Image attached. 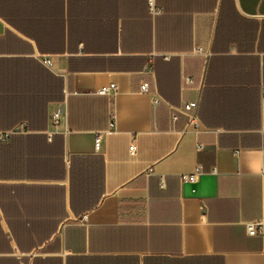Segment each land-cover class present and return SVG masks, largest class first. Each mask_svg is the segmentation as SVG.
Returning a JSON list of instances; mask_svg holds the SVG:
<instances>
[{
    "label": "crops",
    "instance_id": "1",
    "mask_svg": "<svg viewBox=\"0 0 264 264\" xmlns=\"http://www.w3.org/2000/svg\"><path fill=\"white\" fill-rule=\"evenodd\" d=\"M0 264H264V0H0Z\"/></svg>",
    "mask_w": 264,
    "mask_h": 264
},
{
    "label": "built area",
    "instance_id": "2",
    "mask_svg": "<svg viewBox=\"0 0 264 264\" xmlns=\"http://www.w3.org/2000/svg\"><path fill=\"white\" fill-rule=\"evenodd\" d=\"M152 6V4H151ZM153 12L155 14L159 13V10H157L156 8H154L153 6L151 7ZM201 51V50H199ZM186 82L188 84H191L193 82V80L191 78H186ZM117 92V86L116 84H111L109 86H106V87H103L99 90V94L101 95H110V94H115ZM140 92L142 93H149L150 92V88H149V85L147 83H142L141 86H140ZM160 102V99L159 98H154L153 99V103L154 104H158ZM197 108V103L196 102H190V103H186L183 107L181 108H176V107H172V119L174 122H176L178 120V115L180 113H183V114H186L187 116H189V120H190V123L192 124H197V120L196 118L194 117L193 115V112L194 110ZM54 120L56 123L59 122L60 120V113L57 112L55 113L54 115ZM100 145V139H98L96 141V146L97 148L99 147ZM135 146H131L130 147V152L132 154L135 153ZM150 171H152V169H150ZM202 173L201 170H197L195 173L193 174H183L181 176V179L184 181V182H189V183H195L197 181V178L198 176ZM263 230V225L262 223H250L248 224V231L250 233V235H256L258 234L259 232H261Z\"/></svg>",
    "mask_w": 264,
    "mask_h": 264
}]
</instances>
